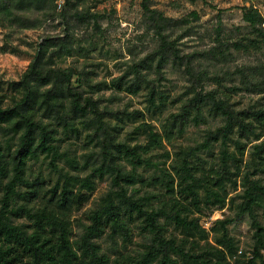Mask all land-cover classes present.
I'll list each match as a JSON object with an SVG mask.
<instances>
[{"label": "trees", "instance_id": "trees-1", "mask_svg": "<svg viewBox=\"0 0 264 264\" xmlns=\"http://www.w3.org/2000/svg\"><path fill=\"white\" fill-rule=\"evenodd\" d=\"M48 1L51 9L44 11ZM56 1L0 3L2 27L36 29L41 22L56 17L64 26L61 35L44 36L20 79L8 82L11 104L0 96V264H264V226L255 211L264 207V184L256 178L264 167V142L252 146L254 170L250 167L243 171L248 145L264 137V107L237 112L217 90L203 91L206 73L196 71L192 62L196 55L203 54L181 55L179 39H172L169 32L189 21L165 16L151 7L152 0H143L141 5L158 39L157 47L127 64L122 74L110 82H95L92 76L96 72L89 70L94 66L89 60L98 43L92 38L81 41L77 30L93 22L99 31L100 16L80 11L84 0H64L58 13ZM38 13H42L41 19H34ZM192 16L198 19L196 13ZM243 20L255 36L246 39L247 43H224L218 38L206 52L211 60L220 62L232 51H259L260 41L264 44V16L249 6L243 8ZM189 31L187 28L183 37ZM69 59L74 62L66 66ZM170 63L184 67L192 83L189 94L193 95L178 112L166 117L161 130L146 123L144 113H114L102 106V96L95 97L111 90L137 96L146 89L151 112L163 114L168 96L157 89L156 83L164 78V69ZM152 74L158 80L152 79ZM259 74L258 81L254 74L253 79L244 76L243 84L264 95V71ZM122 114L131 121L143 119L129 134V140L144 138L146 144L133 147L128 141L118 140L108 116L122 119ZM208 116L221 118L223 125L207 130L202 143L181 148L173 155L166 151L162 162L155 163L149 157L153 151L164 149L165 142L173 144L191 125L207 124ZM85 131L97 150L79 166L77 159L61 152L58 136L79 137ZM217 144L221 147L219 162L207 166L202 154ZM230 144L235 146L232 153ZM42 156L50 160L48 165L58 176L49 189L44 188V180L32 179L29 172L30 162ZM94 156L91 173L80 176ZM62 160L78 174L61 167ZM140 168H155L159 176L147 180L138 172ZM106 177L111 180L109 191L86 214L89 224H82L81 235L74 237L75 214L90 202L98 183ZM146 183L149 188L160 184L165 189L157 202L156 194L140 196L138 191L131 192L132 187ZM240 188L242 192L231 196ZM226 208H235V218L217 220L209 230L202 227V219ZM204 209L208 215L196 216ZM244 216H249L254 229L250 250L254 257L250 260L245 258L249 251L238 255V241L230 233L231 224ZM168 226L174 228V233ZM135 228L142 231V250L130 254L127 251L133 245ZM106 238L109 247L103 243Z\"/></svg>", "mask_w": 264, "mask_h": 264}, {"label": "rangeland", "instance_id": "rangeland-1", "mask_svg": "<svg viewBox=\"0 0 264 264\" xmlns=\"http://www.w3.org/2000/svg\"><path fill=\"white\" fill-rule=\"evenodd\" d=\"M142 1L84 0L79 6L80 11L100 16L98 20L99 31L95 29L93 22L77 30V37L81 41L84 42L92 38L98 43L96 51L92 53L89 60V63L94 65L89 70L96 72V75L92 76L95 82L103 80L110 82L112 78L122 74L123 70L127 68V64L144 58L157 47L158 39L154 31L149 28L150 23H148L144 14ZM63 2L64 0L56 1L58 13L60 12L58 4H63ZM249 6L257 8L264 16V0H200L197 3H191L189 0H152L151 4L152 8L161 10L169 18L177 21L183 19L189 21V24L180 23L169 30L172 39H179L178 49L181 55L191 56L196 52L203 54L196 55L192 59L195 70H203L206 73L203 91L217 90L219 94H223L222 96L228 99L232 108L237 112L257 110L264 107V95L253 91V87H247L243 84L244 76L253 79L252 74H254L255 81L261 79L259 73L260 70L264 71V44L260 41V49L257 52L232 51L220 62L211 60V56L206 52L215 46L218 38L224 43L238 41L247 43L246 39L255 36L252 29L243 20V8ZM50 9L51 3L48 1L44 11ZM193 13L198 15V19H194ZM41 16L42 13H38L33 18L41 19ZM60 22L61 19L56 17L48 22H41L36 29H21L15 25L2 27L0 25V96L7 98V104L12 102V92L8 88V82L20 79L21 75L27 70L36 53L38 44L44 36H58L63 33L64 26L60 25ZM187 28H190V31L183 37V33ZM73 62V59H69L65 65L69 66ZM255 68H259V71H255ZM151 78L158 80L156 74H152ZM156 85L159 91H163L168 96L167 110L163 114L151 112L147 103L148 90L146 89L137 96L111 90L97 94L95 97L102 96L104 101L102 106L107 107L114 113L140 111L145 114L146 123L152 124L161 130V124L166 117L171 113L178 112L182 103L192 97L193 94H189L192 83L188 74L185 73L184 67L174 66L170 63L164 69V78L159 80ZM120 116L122 119L108 116V122H110L118 140L128 141L133 147L137 144H146L144 138H140L138 141L129 140V134L140 125V121H143V119L131 121L128 116H123V114ZM221 125H223L221 118L208 116L207 124L199 127L191 125L186 133L178 137L173 144L165 142L164 149L153 151L149 157L155 163L162 162V155L166 151L173 155L181 148L196 147L203 142L207 130H214ZM58 138L61 152H66L72 159H77L80 163L79 166H83L87 155L91 156L92 152L97 150L95 145L90 142L86 131L79 137L60 133ZM260 142H264V137L261 141L248 145L247 153L244 156V172L249 170L250 167L251 171L254 170L251 162L252 146ZM229 148L231 153L235 151L233 144H230ZM220 152L221 147L217 144L209 153L202 154L206 164L208 163L207 166L212 165V162L216 164L219 162ZM172 160L167 163V167H169ZM49 161L42 156L38 161H32L29 164L31 178L40 177L44 180V188L46 189L51 188L58 178L57 174L48 165ZM95 162L96 156L90 160L87 170L81 172L80 176L85 177L90 174ZM259 162L257 161V165ZM59 164L65 170L78 174L65 161L62 160ZM128 170H131L130 166H128ZM138 172L147 180L159 176V171L155 168H140ZM256 178L264 184V167L262 171L258 172ZM110 187L111 180L106 177L104 181L98 183V189L93 194L90 202L75 214L74 237L78 238L81 235L82 224H89L86 220V214L96 206L101 196L107 193ZM242 190L240 188L237 192H233L231 196H235ZM132 191H138L140 196L149 193L156 194L155 202L160 198V194L165 193V189L160 184L156 188H149L147 183L132 187ZM1 196L2 193L0 192V198ZM255 211L257 219L264 226V207L256 208ZM235 212V208L233 210L226 208L223 211V217L235 218ZM208 214L209 211L204 209V213L196 216L204 217ZM168 229L170 233H174L172 226H168ZM141 233L142 231L139 228H135L134 242L129 247L128 253L135 254V252L142 250ZM230 233L238 241L240 249L244 252L252 250L254 246V229L249 216L237 218L230 226ZM109 242V239L106 238L103 243L106 247H109ZM119 243L122 244V241L119 240Z\"/></svg>", "mask_w": 264, "mask_h": 264}, {"label": "built area", "instance_id": "built-area-1", "mask_svg": "<svg viewBox=\"0 0 264 264\" xmlns=\"http://www.w3.org/2000/svg\"><path fill=\"white\" fill-rule=\"evenodd\" d=\"M59 9H61L62 4H58ZM223 211H216L210 218H204L201 221V225L203 228H205L206 230H209L211 225L213 224V222L217 221V220H221L223 219ZM238 255H244V251L242 249L239 250ZM261 255L263 256V260H264V249L261 251ZM254 257L252 252H247L246 254V259L250 260Z\"/></svg>", "mask_w": 264, "mask_h": 264}]
</instances>
